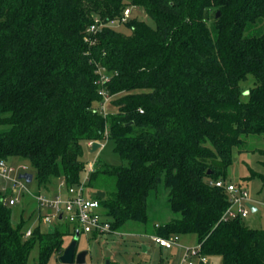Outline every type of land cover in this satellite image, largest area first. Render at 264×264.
Returning <instances> with one entry per match:
<instances>
[{"label": "trees", "instance_id": "16d2710c", "mask_svg": "<svg viewBox=\"0 0 264 264\" xmlns=\"http://www.w3.org/2000/svg\"><path fill=\"white\" fill-rule=\"evenodd\" d=\"M130 8L151 23L123 22ZM101 92L119 96L115 113ZM255 137H264V0H0V160L28 161L36 193L80 184L84 143L111 140L126 165H97L87 188L105 192L113 231L149 226V199L164 189L177 217L152 235H195L220 264H264V229L224 220L232 201L213 185L230 183L234 150L254 151ZM3 197L0 264H28L36 245L38 264H62L76 233L39 225L26 238L31 218L15 222Z\"/></svg>", "mask_w": 264, "mask_h": 264}, {"label": "rangeland", "instance_id": "374dc122", "mask_svg": "<svg viewBox=\"0 0 264 264\" xmlns=\"http://www.w3.org/2000/svg\"><path fill=\"white\" fill-rule=\"evenodd\" d=\"M131 18L139 16L146 22L151 23V19L146 15H142V11L130 8ZM213 19V13L210 15ZM110 26L118 29L119 31L129 34L130 30L126 26H120L119 22L111 23ZM254 78L249 76L247 81L242 83L243 98L246 99L250 88L253 87ZM119 96L112 97L109 102L106 103V113H115L117 108L113 105V100H116ZM114 142L111 140H105L101 143V148L96 151H92V148L87 143L83 145L82 160L87 163L86 172L82 175V181L87 179V171L90 165L94 168L99 164L110 166L126 165L121 160L119 155L114 151ZM249 150L254 151H239L234 150L233 164L228 168L227 178L228 182L242 185L248 190L249 196L253 203L256 204L257 212L249 213L247 218L243 221L252 229H264V205L262 199L264 197V180L261 175H264V137H255L249 142ZM262 151V152H260ZM11 163L17 167V172L12 175V178L19 180V175L23 172H27V169L20 168L29 167L30 172L34 173V170L30 167L28 161L21 160L19 158H13ZM25 183L28 191L21 188L20 185H15L12 181L0 177V192L3 195L9 196L11 193L21 201H24L22 205L13 206L15 222L20 221L21 216L36 220L35 204L32 202L31 193L38 191L36 180L31 184ZM58 180L52 189L56 188L60 191H64ZM88 185V182L87 184ZM42 193L51 195L45 190H41ZM89 192V190H88ZM90 193V192H89ZM25 211V212H24ZM149 215L152 220L149 226L141 225L139 223H128L122 229H119L118 233H111L94 237L93 235L82 234L78 240L77 253L88 251L87 264H187L184 262V251L182 248L175 247L171 250L165 249L157 245L152 239L151 230L154 224H162L171 221L177 217L168 208V191L162 189L160 192L152 194L149 199ZM63 226L69 227L71 225L68 222H61ZM43 226L44 230H52L55 226ZM73 239L67 237L65 239V246L67 247ZM181 243L187 247H196L198 245V239L195 235L180 236ZM144 247L147 251H144ZM39 261V246L36 245L30 255L28 264H38ZM56 262V257L51 259V263ZM221 258L218 256L210 257L209 264H220Z\"/></svg>", "mask_w": 264, "mask_h": 264}, {"label": "built area", "instance_id": "2783aa9c", "mask_svg": "<svg viewBox=\"0 0 264 264\" xmlns=\"http://www.w3.org/2000/svg\"><path fill=\"white\" fill-rule=\"evenodd\" d=\"M130 13V9L125 11L124 17L122 18L123 22L130 17ZM102 26L103 25H98V22H96L91 27L90 31L96 32V30ZM101 94L104 95L105 93L101 92ZM104 96L105 103L102 105L103 110H105L106 103H108L110 99L106 94ZM94 143L95 142H88V146L93 148ZM20 168L28 170V167L21 166ZM17 169L18 168L11 162L0 160V177L12 181L15 185H20L21 188H24L25 191L29 192L25 183H21L22 181L26 182L25 180L19 178L17 181L12 178V175L17 172ZM94 171L95 168L90 165L89 170L87 171L88 178L78 185L67 186L64 181H61L60 185L64 188L63 192L60 191V189L52 195L42 192H32L31 200L33 204H35L36 220L34 219L31 221V225L26 229L25 237H31L36 226L40 225L44 230L43 226L60 224L65 221L71 225V231L76 234L79 233L80 236L82 234L101 236L118 233L112 230L111 222L104 215V210L99 199L91 196L88 192L86 184L89 181L90 174ZM27 172H23L22 174ZM213 185L218 188H224L230 195L232 201V205L223 216L224 220L235 219L238 217L244 219L249 216V213L252 212L249 205H254L255 203L252 202L248 190L245 187L234 183H226L223 180L213 182ZM3 201L10 207L19 204L22 205L24 202L16 198L12 193L9 196L4 195ZM262 204L264 205V197L262 199ZM60 216H62V220H60ZM152 239L157 245L165 249L171 250L175 247H181L184 251V262L187 264H209L208 258L201 252L200 245H197L196 247L184 246L178 235L169 239L152 235Z\"/></svg>", "mask_w": 264, "mask_h": 264}, {"label": "water", "instance_id": "95a60500", "mask_svg": "<svg viewBox=\"0 0 264 264\" xmlns=\"http://www.w3.org/2000/svg\"><path fill=\"white\" fill-rule=\"evenodd\" d=\"M217 17H219V13L217 14ZM99 148H101V144L99 142H95L92 151H96ZM19 178L25 180L28 184H31L33 182L34 175L27 172L21 174ZM95 196L104 199L106 194L105 192L98 191L95 193ZM249 207L251 208L252 212L257 211V208L251 204ZM60 220H62V216H60ZM79 238L80 234L77 233L71 243L65 248L64 253L60 256V261L62 264H87L88 251L77 253ZM144 251H147L146 247H144Z\"/></svg>", "mask_w": 264, "mask_h": 264}, {"label": "crops", "instance_id": "0c3cea01", "mask_svg": "<svg viewBox=\"0 0 264 264\" xmlns=\"http://www.w3.org/2000/svg\"><path fill=\"white\" fill-rule=\"evenodd\" d=\"M57 190H58V188H56L55 191L53 190V192H57ZM252 206H254L255 208H257V207H256V204H254V205H252ZM257 211H258V209H257ZM257 211H255V212H257ZM178 248H181V247H178Z\"/></svg>", "mask_w": 264, "mask_h": 264}]
</instances>
